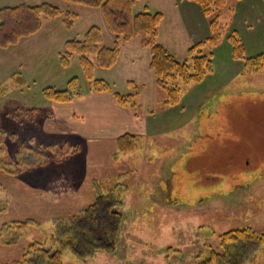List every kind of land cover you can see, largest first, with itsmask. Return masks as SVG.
I'll use <instances>...</instances> for the list:
<instances>
[{
  "label": "rangeland",
  "instance_id": "rangeland-1",
  "mask_svg": "<svg viewBox=\"0 0 264 264\" xmlns=\"http://www.w3.org/2000/svg\"><path fill=\"white\" fill-rule=\"evenodd\" d=\"M21 2H48L77 13V17L66 27L61 16H43L38 31L0 48L3 158L12 159L21 142L41 147L62 141L74 145L60 161L18 173L0 170V202L5 205L0 209V230L14 221L38 222L19 237L0 235V264L18 260L31 241L48 236L53 217L77 212L98 194H111L120 201L114 207L121 219L110 249H96L84 257L66 249L63 264H196L210 248L219 247L218 237L226 230L251 227L264 233V65L250 71L243 59L232 55L227 38L235 30L246 57L264 51L263 0H228L216 13L222 40L204 48L212 53V68L199 82L177 81V105L163 104L165 93L149 68L150 48L142 46L137 36L120 41V52L123 43L133 40L143 49L131 54L135 73L124 66L128 58L113 70L95 67V78L108 81L113 91L133 93L137 105L129 109L147 115L143 131L137 133L140 141L130 151L105 137L104 132L120 122L108 94L88 90V80L75 55L67 66L59 61L66 40L82 38L91 25L101 29L104 45H113V35L100 10L63 0H0V7ZM173 5V0H138L132 11L163 12L166 23L175 12ZM248 6L253 8L249 11ZM197 7L207 23L205 35L197 37V31L191 39L180 20L159 28L163 44L157 40L179 60L186 58L192 44L210 33L212 16ZM14 74L18 76L14 78ZM73 76L82 84V97L65 106L44 97V87L62 88ZM126 76L134 82L129 80L126 85ZM18 107L51 110L58 125L75 113L79 118L73 121H87L88 128L77 124L81 136L71 124L63 132L49 131L47 125L54 115L46 111L37 124L18 113L5 114ZM246 264H264V247Z\"/></svg>",
  "mask_w": 264,
  "mask_h": 264
},
{
  "label": "trees",
  "instance_id": "trees-1",
  "mask_svg": "<svg viewBox=\"0 0 264 264\" xmlns=\"http://www.w3.org/2000/svg\"><path fill=\"white\" fill-rule=\"evenodd\" d=\"M68 4H78L100 10L107 29L113 35V45L102 42L101 29L96 25L89 26L80 39H69L65 42L64 51L59 54L61 66H67L75 55L88 80V90L112 93L117 104L134 108L136 104L133 93L113 91L108 81L94 77L95 67L109 69L115 65L120 55V41L139 37L142 46L150 48L149 68L156 77L157 85L163 89L165 106L177 105L180 101V88L177 81L199 82L205 73L212 68V53L205 52V46H215L222 39L216 13L228 0H187L196 3L204 15L212 16L209 22L210 33L202 41L192 44L186 51V58L179 60L158 40L159 25L163 14L159 11L143 10L133 12L132 6L138 0H63ZM264 1V0H263ZM61 16L66 27H70L77 17L71 10H62L48 2L28 4L21 2L15 5L0 7V48H7L27 37L42 25V17ZM227 38L232 44V55L244 60L245 67L257 71L264 65V51L255 56L244 55V45L235 30ZM18 76L14 74V78ZM134 86L131 81L128 83ZM136 86V85H135ZM44 97L57 103H66L84 94L78 77L67 80L64 87L46 86L42 89ZM1 111V110H0ZM43 111L36 107H18L5 114L18 113L31 123L42 120ZM4 133L0 128V136ZM137 135L125 133L115 142L123 151H130L139 142ZM74 144L67 141L50 143L45 147L21 142L12 159L4 160L5 153L0 138V170L18 173L35 165H44L52 160L60 161L69 154ZM2 157V158H1ZM120 201L111 194H98L94 202L68 216L53 217L52 230L42 239H34L23 250L21 257L10 264H63V252L70 249L77 257L90 255L96 249H110L112 237L121 219L116 205ZM0 202V209L4 208ZM38 226L34 219L14 221L2 227L0 235L8 233L19 237L28 227ZM218 248H210L207 255L200 256L196 264H246L264 247V233H258L251 227H238L224 231L218 237Z\"/></svg>",
  "mask_w": 264,
  "mask_h": 264
},
{
  "label": "crops",
  "instance_id": "crops-1",
  "mask_svg": "<svg viewBox=\"0 0 264 264\" xmlns=\"http://www.w3.org/2000/svg\"><path fill=\"white\" fill-rule=\"evenodd\" d=\"M250 0H235V2H247ZM257 3H261L262 0H255ZM169 2L171 3V0H169ZM174 3V7H175V12L173 14H171V16H169V19L167 20L166 23L165 19H166V14L163 13V19L161 21V24L159 26V28L161 29V26H164V24H178L177 20L181 21V25L182 28L184 29V32L186 33V35H190L191 39L195 38V34L197 35V37L199 35H205L207 33V23L204 19H202L200 11L197 7L196 4L189 2L187 0H173ZM253 7H254V2H253ZM252 6H248L246 7L247 10H251L253 8ZM262 10H263V6H262ZM252 12V11H251ZM250 12V13H251ZM246 20V19H245ZM171 25V26H172ZM160 35L161 32L158 31V37L157 39L160 41ZM161 42V41H160ZM162 43V42H161ZM163 44V43H162ZM143 49L138 48V43L136 40H133L131 42L128 43H123V45L121 46V52H120V56L119 59L117 60V63L110 68V70H113V68L115 66L118 65L119 62L122 61L123 58H128L127 62L128 64H124L125 68H130L134 73L135 71L133 69L136 70V65L134 62V59L131 54L137 53L138 51H141ZM146 52V55H148V51H144V53ZM129 54V55H128ZM135 56V55H133ZM138 70V69H137ZM139 71V70H138ZM95 72V70H94ZM131 80L132 82H134L133 79H130L129 76H126V85L127 82ZM92 92V91H90ZM96 91H94L95 94ZM99 95H104L105 93L108 94V98H109V103L113 109V114L114 116H116V114L120 117V122L114 125V127H111L108 131H105V137L108 138H112L114 139V141L116 140V138H118L119 136H121L122 134L125 133H130V134H136L138 132H142L144 129V125H145V117L147 115H136L135 111L132 109H129L127 107H123L120 106L119 104H117V102L115 101L114 97L112 95H110L108 92H96ZM82 97V96H81ZM79 99V98H78ZM77 99V100H78ZM75 100V99H73ZM72 100V101H73ZM72 101L66 102V103H70ZM57 103V102H56ZM66 103H62L61 106H65ZM50 113L52 114L53 111L49 110ZM54 115V113H53ZM53 117V116H52ZM74 117H78V115H75V113H69L66 116V119L64 120L63 124L58 125L57 123V119L56 116L54 115L53 117V122L50 120L47 125V129L49 131H60L63 132V129H67L68 126H73V131L76 132L77 136H81L83 135V132L81 131L80 127L77 126V124L84 125L83 128H88V122L86 121L85 123H76V121H73ZM79 118V117H78ZM123 119V120H121ZM69 130V129H68ZM81 133V134H80Z\"/></svg>",
  "mask_w": 264,
  "mask_h": 264
}]
</instances>
